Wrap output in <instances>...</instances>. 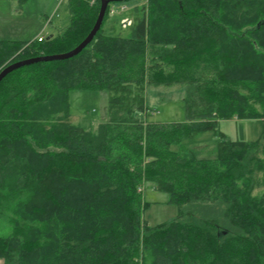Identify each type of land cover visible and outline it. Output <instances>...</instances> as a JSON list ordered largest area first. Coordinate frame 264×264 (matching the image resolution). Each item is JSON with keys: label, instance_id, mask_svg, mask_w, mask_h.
Wrapping results in <instances>:
<instances>
[{"label": "trees", "instance_id": "16d2710c", "mask_svg": "<svg viewBox=\"0 0 264 264\" xmlns=\"http://www.w3.org/2000/svg\"><path fill=\"white\" fill-rule=\"evenodd\" d=\"M23 4L28 0H15ZM138 20L104 24L79 55L0 84V236L5 264H264V132L233 140L222 121L264 123V0H111ZM70 24L43 41H0L9 65L78 47L101 0H67ZM185 91L187 121L149 122L150 88ZM107 91L109 119L71 122L70 93ZM205 131L216 138L192 141ZM178 147L179 149H177ZM153 185L179 207L149 225Z\"/></svg>", "mask_w": 264, "mask_h": 264}, {"label": "rangeland", "instance_id": "374dc122", "mask_svg": "<svg viewBox=\"0 0 264 264\" xmlns=\"http://www.w3.org/2000/svg\"><path fill=\"white\" fill-rule=\"evenodd\" d=\"M138 20L131 8L109 14L104 30L112 36L129 38ZM70 24L67 0H28L21 4L15 0H0V41L34 42L58 35ZM185 91L179 86L150 88L147 92L149 114L146 120L157 123H184L187 121ZM71 122L85 130H93L109 119V94L107 91L74 90L70 93ZM233 140L256 142L264 132L262 120L222 121L219 127ZM216 138L213 131H205L198 138L185 143L209 142ZM179 149L178 147H176ZM140 188L142 191H140ZM139 188L143 200L150 203L144 218L149 225L168 223L178 217L179 207L169 204L170 196L153 185ZM12 233L6 217H0V236ZM0 264H5L0 259Z\"/></svg>", "mask_w": 264, "mask_h": 264}, {"label": "water", "instance_id": "95a60500", "mask_svg": "<svg viewBox=\"0 0 264 264\" xmlns=\"http://www.w3.org/2000/svg\"><path fill=\"white\" fill-rule=\"evenodd\" d=\"M111 3H112L111 0H101V10H100L99 17L97 19V22H96L94 28L92 29V31L90 32L88 37L74 50H72L68 53H65V54L43 56V57L32 58V59L23 60V61L13 63V64L9 65L8 67H6L0 73V84L9 74H11V73L23 68V67L38 64L41 62H53V61L67 60V59H71V58L79 55L85 48H87L88 45H90L94 41L96 35L101 30V28L104 24V20H105L107 11H108Z\"/></svg>", "mask_w": 264, "mask_h": 264}, {"label": "built area", "instance_id": "2783aa9c", "mask_svg": "<svg viewBox=\"0 0 264 264\" xmlns=\"http://www.w3.org/2000/svg\"><path fill=\"white\" fill-rule=\"evenodd\" d=\"M127 8H128L127 6H122V7H120V8L112 7V8L110 9V14H114V13H116L118 10H122V11H124V10H126ZM43 39H44V37H41V38H39V41H43ZM140 191H142L141 188H140Z\"/></svg>", "mask_w": 264, "mask_h": 264}]
</instances>
